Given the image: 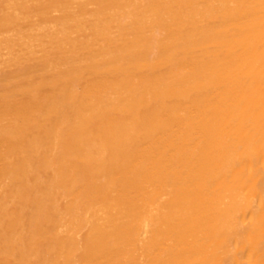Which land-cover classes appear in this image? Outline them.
Listing matches in <instances>:
<instances>
[{
	"label": "bare ground",
	"instance_id": "bare-ground-1",
	"mask_svg": "<svg viewBox=\"0 0 264 264\" xmlns=\"http://www.w3.org/2000/svg\"><path fill=\"white\" fill-rule=\"evenodd\" d=\"M0 264H264V0H0Z\"/></svg>",
	"mask_w": 264,
	"mask_h": 264
}]
</instances>
